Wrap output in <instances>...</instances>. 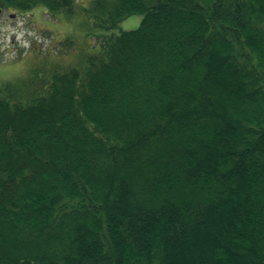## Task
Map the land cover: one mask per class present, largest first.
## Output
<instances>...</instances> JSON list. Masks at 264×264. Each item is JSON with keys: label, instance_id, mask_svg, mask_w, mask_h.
<instances>
[{"label": "trees", "instance_id": "1", "mask_svg": "<svg viewBox=\"0 0 264 264\" xmlns=\"http://www.w3.org/2000/svg\"><path fill=\"white\" fill-rule=\"evenodd\" d=\"M36 7L143 19L0 82V264H264V0Z\"/></svg>", "mask_w": 264, "mask_h": 264}, {"label": "rangeland", "instance_id": "2", "mask_svg": "<svg viewBox=\"0 0 264 264\" xmlns=\"http://www.w3.org/2000/svg\"><path fill=\"white\" fill-rule=\"evenodd\" d=\"M90 2L77 0L80 9ZM142 19L133 15L104 29L84 12L56 17L42 7L21 15L5 12L0 15V82L23 79L36 67H83L84 57L97 54L103 39L137 29Z\"/></svg>", "mask_w": 264, "mask_h": 264}, {"label": "water", "instance_id": "3", "mask_svg": "<svg viewBox=\"0 0 264 264\" xmlns=\"http://www.w3.org/2000/svg\"><path fill=\"white\" fill-rule=\"evenodd\" d=\"M1 13H2V9L0 8V15H1Z\"/></svg>", "mask_w": 264, "mask_h": 264}]
</instances>
